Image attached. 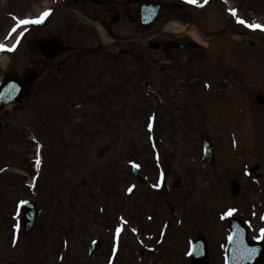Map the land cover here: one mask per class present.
Returning <instances> with one entry per match:
<instances>
[{
	"label": "rangeland",
	"instance_id": "374dc122",
	"mask_svg": "<svg viewBox=\"0 0 264 264\" xmlns=\"http://www.w3.org/2000/svg\"><path fill=\"white\" fill-rule=\"evenodd\" d=\"M235 2L250 23L253 16L264 23V0L252 10L248 1ZM215 6L195 9L183 20H198L204 37L235 29V39L208 42L189 31L203 49L168 52L131 43V53L119 54L116 68L106 55L115 48L107 49L106 58L103 52L69 54L71 66L58 70L54 60L20 104L2 114L0 264H192L183 259L200 229L210 242L208 264H222L226 245L218 243L228 240L226 216L232 210L226 208L245 198L241 217L251 223L253 238H264V220L256 215L264 208V182L242 172L252 166L250 150L264 149V133L254 129L261 121L250 112L255 94L264 91V49L251 48L239 33L263 42L264 36L229 23L225 9ZM60 13L48 29L59 27ZM127 25L130 35L142 36ZM34 34L10 55L6 69L23 71L38 59L31 49ZM204 133L215 147L211 165L203 159ZM134 164L143 185L133 175ZM238 165L242 191L235 200L224 173ZM164 173L166 184L160 186ZM28 199L41 213L26 233L20 223ZM250 206L254 214L244 211ZM116 227L122 231L115 252ZM94 240L100 247L90 256Z\"/></svg>",
	"mask_w": 264,
	"mask_h": 264
},
{
	"label": "flooded vegetation",
	"instance_id": "af4514ba",
	"mask_svg": "<svg viewBox=\"0 0 264 264\" xmlns=\"http://www.w3.org/2000/svg\"><path fill=\"white\" fill-rule=\"evenodd\" d=\"M56 1V0H54ZM154 3L161 1H178V0H153ZM235 1V0H234ZM244 3L249 2V9L252 5L257 4V0H242ZM143 0L133 2L131 0H64L57 2V6L62 13L60 16L59 33L65 41L68 42H87L96 39H102V34L97 29H93L94 22H99L104 28L105 33L111 36L120 44L116 51H111L110 56L115 57L119 54H130V41H143L146 38L155 39V41L172 40L163 29H158L159 25H164L171 19L183 18L189 14L188 7H183L180 11L163 12L158 16L157 27L149 34L138 30L139 35H130L128 33V23H137V12ZM241 6V4H240ZM56 7V6H55ZM20 8L23 10V7ZM178 18V19H179ZM85 24L84 31L82 25ZM72 25L79 26L78 31H72ZM114 26L120 28L123 32L119 33ZM125 27V29H124ZM149 35V36H147ZM71 36V37H69ZM134 47V46H133ZM135 52L134 50L132 51ZM140 55V54H139ZM137 54V57H139Z\"/></svg>",
	"mask_w": 264,
	"mask_h": 264
},
{
	"label": "water",
	"instance_id": "95a60500",
	"mask_svg": "<svg viewBox=\"0 0 264 264\" xmlns=\"http://www.w3.org/2000/svg\"><path fill=\"white\" fill-rule=\"evenodd\" d=\"M46 43L47 41L44 42L43 45H45ZM50 45H51V48L55 49L54 54H56L57 52H59V50H61L60 43L58 41L57 42L51 41ZM43 49L44 48H42V50ZM39 74H40V69L38 67H33L29 70L28 74L24 77L17 76V75H11L10 78L14 77L16 81L20 84L21 89L19 91H16L15 94H9L6 88H3L1 90L0 92V113L3 111L5 107V103L7 101H10V102L19 101L26 87L28 86V84H30L33 79L38 77ZM5 86L6 84L4 85V87ZM1 129H2V123L0 121V131ZM208 153H209L208 160L210 161L212 159L211 148L208 150ZM35 216L33 217V219L30 216L29 222L27 223V227H26L27 230L31 229V227L33 226ZM236 229L237 230L233 238V242L235 244H233L230 247V252H229L230 264H242L244 260L247 258H250L251 261L244 262L243 264H257L264 254V249L261 250L260 252L259 248L256 245H252L250 244L251 242H247L244 233H242L243 232L242 230L240 231L239 228H236Z\"/></svg>",
	"mask_w": 264,
	"mask_h": 264
},
{
	"label": "snow or ice",
	"instance_id": "6c2138e0",
	"mask_svg": "<svg viewBox=\"0 0 264 264\" xmlns=\"http://www.w3.org/2000/svg\"><path fill=\"white\" fill-rule=\"evenodd\" d=\"M190 3H193V4H197L199 3V0H189ZM203 2L206 4L208 2V0H203ZM230 11L233 12L234 15H236V10L235 9H231ZM49 15V12H45L43 14V16H41L39 19H36V20H28V19H21L19 20V24L20 25H28V24H39L43 21L44 18H46L47 16ZM237 20L239 23L241 24H245L248 28L250 29H262L264 30V25H260V24H253V23H250L248 21H245L243 19H241L239 16H237ZM13 32L16 31L15 28L12 29ZM5 48V45H2L0 44V50L4 49ZM149 127L151 128L152 125L150 124ZM40 162V161H38ZM137 168H139L140 166L139 165H136ZM128 191L131 193L133 191V188L132 187H129L128 188ZM22 203H27L26 201L25 202H22ZM235 210H230L227 215L228 216H231L233 214ZM17 228H19L20 226L19 225H16ZM135 231V230H134ZM262 232H264V230H261ZM119 234H120V230L118 229L117 230V238L119 237Z\"/></svg>",
	"mask_w": 264,
	"mask_h": 264
},
{
	"label": "bare ground",
	"instance_id": "6f19581e",
	"mask_svg": "<svg viewBox=\"0 0 264 264\" xmlns=\"http://www.w3.org/2000/svg\"><path fill=\"white\" fill-rule=\"evenodd\" d=\"M179 29H182V30H183L184 28H183V27H180ZM192 33H193V35H195V36L197 37V32H196V30L193 29ZM1 60H7V59H3V58H1L0 61H1Z\"/></svg>",
	"mask_w": 264,
	"mask_h": 264
}]
</instances>
